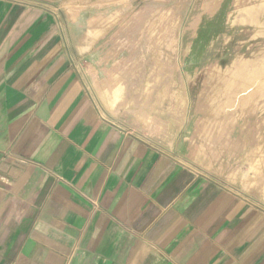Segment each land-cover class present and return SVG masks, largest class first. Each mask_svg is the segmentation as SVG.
<instances>
[{"label":"crops","instance_id":"0c3cea01","mask_svg":"<svg viewBox=\"0 0 264 264\" xmlns=\"http://www.w3.org/2000/svg\"><path fill=\"white\" fill-rule=\"evenodd\" d=\"M89 11L0 0V264H264V196L130 127Z\"/></svg>","mask_w":264,"mask_h":264},{"label":"rangeland","instance_id":"374dc122","mask_svg":"<svg viewBox=\"0 0 264 264\" xmlns=\"http://www.w3.org/2000/svg\"><path fill=\"white\" fill-rule=\"evenodd\" d=\"M71 5L109 26L102 66L128 91L134 131L185 146L188 161L231 191L264 196V0Z\"/></svg>","mask_w":264,"mask_h":264}]
</instances>
